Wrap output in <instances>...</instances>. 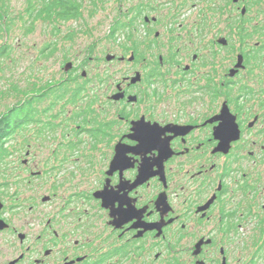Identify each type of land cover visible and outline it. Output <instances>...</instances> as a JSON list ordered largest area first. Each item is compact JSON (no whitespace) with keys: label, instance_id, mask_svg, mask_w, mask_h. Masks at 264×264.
<instances>
[{"label":"flooded vegetation","instance_id":"flooded-vegetation-1","mask_svg":"<svg viewBox=\"0 0 264 264\" xmlns=\"http://www.w3.org/2000/svg\"><path fill=\"white\" fill-rule=\"evenodd\" d=\"M127 1L113 8L124 49L13 107L0 264H255L264 0Z\"/></svg>","mask_w":264,"mask_h":264},{"label":"rangeland","instance_id":"rangeland-1","mask_svg":"<svg viewBox=\"0 0 264 264\" xmlns=\"http://www.w3.org/2000/svg\"><path fill=\"white\" fill-rule=\"evenodd\" d=\"M31 1L33 6H42V0H0V15L13 19L9 35L0 31V45L8 43L13 47L9 56L0 57V117L18 102L32 99L33 94L43 85L59 83L70 73L75 76L77 72L79 76L84 66L89 73L95 75L98 71L96 67L104 65H101L100 59H104L105 52L116 54L124 49L123 44L126 45L124 33L120 32L116 38L109 37L116 20L113 8L120 6L121 2L96 0L97 7L94 8L91 0H77L83 3V16L80 19L52 23L39 20L34 23L31 32L33 19L28 12L31 9ZM121 4L130 6L127 0H123ZM0 19L4 22L1 17ZM69 63L73 66L66 71L65 67ZM53 100L54 97L50 96L41 104L36 103L38 111L41 113L44 108H48ZM40 113L39 119L42 122L48 119V116ZM24 130L33 132L35 127L31 124ZM19 165L16 163L15 167L20 172ZM10 166L8 165L9 168ZM9 168L4 171V167L0 166V183L2 175L10 172ZM32 189L37 193L39 188ZM260 236L259 233L244 236L247 237L248 252L257 254L255 264H264V236Z\"/></svg>","mask_w":264,"mask_h":264},{"label":"trees","instance_id":"trees-1","mask_svg":"<svg viewBox=\"0 0 264 264\" xmlns=\"http://www.w3.org/2000/svg\"><path fill=\"white\" fill-rule=\"evenodd\" d=\"M94 8L96 4V0H91ZM42 6H33V2L31 1V9L28 10L31 13V18L33 19V25H31L30 31L33 32L34 23L39 20L48 21L50 23L54 21H72L78 20L83 16V3L77 0H42ZM7 12V10L5 11ZM34 13V14H33ZM7 15H0L4 22L0 21V31L9 35L12 30L13 19H7ZM6 19V21H5ZM1 20V19H0ZM57 29V28H56ZM55 29V30H56ZM57 31V30H56ZM116 31L112 29L109 37H115ZM13 47L8 43H3L0 45V57L9 56ZM46 50V49H45ZM33 100V99H32ZM31 104V103H30ZM16 109V108H15ZM16 110L14 108L8 114H3L0 117V148H1V140L3 134H5L6 130H16L19 127V120L21 117L16 114ZM33 112L30 110L25 113L23 117V124L26 125L31 123ZM260 238L264 236V233L260 234Z\"/></svg>","mask_w":264,"mask_h":264},{"label":"snow or ice","instance_id":"snow-or-ice-1","mask_svg":"<svg viewBox=\"0 0 264 264\" xmlns=\"http://www.w3.org/2000/svg\"><path fill=\"white\" fill-rule=\"evenodd\" d=\"M151 136H152L151 130L142 129L140 132V137H141L142 143L149 141L151 139Z\"/></svg>","mask_w":264,"mask_h":264},{"label":"water","instance_id":"water-1","mask_svg":"<svg viewBox=\"0 0 264 264\" xmlns=\"http://www.w3.org/2000/svg\"><path fill=\"white\" fill-rule=\"evenodd\" d=\"M72 66L73 65L71 63L67 64L66 67H65L66 68V71H68Z\"/></svg>","mask_w":264,"mask_h":264}]
</instances>
